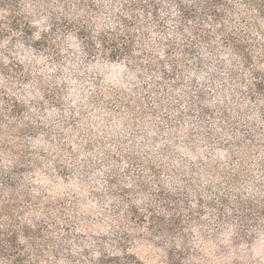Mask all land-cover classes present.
Returning a JSON list of instances; mask_svg holds the SVG:
<instances>
[{"label": "rangeland", "instance_id": "1", "mask_svg": "<svg viewBox=\"0 0 264 264\" xmlns=\"http://www.w3.org/2000/svg\"><path fill=\"white\" fill-rule=\"evenodd\" d=\"M257 71L264 0H1L0 229L22 264H264Z\"/></svg>", "mask_w": 264, "mask_h": 264}, {"label": "trees", "instance_id": "2", "mask_svg": "<svg viewBox=\"0 0 264 264\" xmlns=\"http://www.w3.org/2000/svg\"><path fill=\"white\" fill-rule=\"evenodd\" d=\"M0 3H1V0H0ZM242 52H243V50H242ZM114 54L115 53H113V55ZM255 74L257 77L255 86L264 91V73L257 71V72H255ZM154 220L155 219H153L151 222L155 223ZM170 224H168V225H170ZM23 230L28 232L29 229L27 227H25ZM169 230H171L170 227H169ZM168 232H170V231H168ZM1 237H4V240H1ZM15 237H16V233L14 230L8 229L7 231H2L0 229V244L2 245V243L5 242L8 245L6 248H4L3 246H0V252H2V253L5 252L4 254H6L7 258L15 261L16 262L15 264H22L23 259H22L21 255H19V254L15 255L16 253H14L16 251ZM170 251H174V250L172 248L168 249V255L171 254ZM130 258L134 259L132 255H130ZM174 259H175L174 255H171V258L169 260H167V262L165 264H177V263H174ZM131 264H134V261L131 262Z\"/></svg>", "mask_w": 264, "mask_h": 264}]
</instances>
